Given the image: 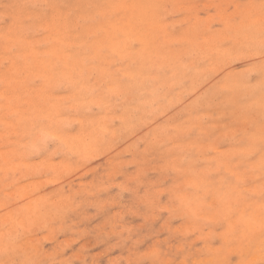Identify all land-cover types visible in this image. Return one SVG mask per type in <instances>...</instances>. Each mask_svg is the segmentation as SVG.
Here are the masks:
<instances>
[{
    "label": "rangeland",
    "instance_id": "1",
    "mask_svg": "<svg viewBox=\"0 0 264 264\" xmlns=\"http://www.w3.org/2000/svg\"><path fill=\"white\" fill-rule=\"evenodd\" d=\"M118 1L0 0V264H264V0Z\"/></svg>",
    "mask_w": 264,
    "mask_h": 264
},
{
    "label": "bare ground",
    "instance_id": "2",
    "mask_svg": "<svg viewBox=\"0 0 264 264\" xmlns=\"http://www.w3.org/2000/svg\"><path fill=\"white\" fill-rule=\"evenodd\" d=\"M119 3H117L116 4V8H119L120 7V3L122 4V5H124V6H126V8L127 7H129V3L127 2V1H118ZM152 20V19H151ZM134 26H136V23H134L133 24ZM144 44V43H143ZM125 45V44H124ZM145 45V50H146V52L148 53L149 52V50H147V48H148V43L147 44H144ZM118 50V48L116 47L115 49H113V50ZM119 51V50H118ZM101 52V51H100ZM100 55H101V53H100ZM72 65V67L73 68H78V67H81V64H80V62L79 61H73L72 63H71ZM106 68L107 67H105V65H104V63H100V65L98 66V68L96 69V71L98 72V74H103V71H107L106 70ZM181 68V65H175L174 67H172L171 69H169V70H167V71H165V72H162V73H158V74H154V75H152L153 77L151 78V80H153V81H155V82H157L156 83V85H159V87H161V90H160V93H161V95H163L162 97H164V98H170V95H171V93H173V86H175L176 84H178V83H184V81H179L180 80V78H181V75H177V73H178V71H179V69ZM78 71V70H77ZM110 72V71H109ZM111 73H113V72H110L109 74H111ZM134 78H136V79H138V77L139 76H141V74H131ZM138 81H140V82H142V80H140V79H138ZM151 85H153V84H151ZM151 85H147V86H144L143 88H142V90L140 91V92H138L137 93V95H135V97H134V100H135V102H137V103H135L134 102V108L135 109H140L141 108V106L142 107H144V104L146 105V104H150V103H152V102H154V101H156V96L157 95H153V96H151V94L153 93V94H155V92H153V89L152 88H150V86ZM158 90H159V88H158ZM175 91H178V90H176L175 89ZM143 96V97H142ZM144 98V100L143 101H141L142 99ZM91 101H94V98L91 100ZM205 105V104H204ZM144 108H146V107H144ZM128 108L127 107H125V109H123V110H127ZM152 110V109H151ZM103 114V113H102ZM101 116V115H100ZM105 116V113H104V115L102 116V117H104ZM80 118V117H79ZM82 118V117H81ZM91 118V117H90ZM97 119L96 118H94V119H90V120H88V125H87V127L84 129L85 131V135H87V134H89L92 130H91V126H92V129L93 128H97L98 127V122H101L102 120H100V121H96ZM96 121V122H95ZM264 121V120H263ZM84 122H86V121H84L83 119H81L80 121H79V124L81 125V126H83V123ZM97 124V125H96ZM90 128V129H89ZM262 153H264V148H263V151H261ZM259 155H261V153L259 152ZM259 163H258V166L256 167V169H257V172L259 173V174H263L264 175V158L262 159V161H258ZM258 198H260V201H262V200H264V195H261V197H258ZM259 200V199H258ZM245 206H248V203H246V205ZM237 212H240V211H237ZM234 216H236V215H234ZM233 216V217H234ZM245 217L246 216H242V218H243V220L245 221ZM239 224L241 225V228H242V232H245L246 231V228L244 227V224H243V222H239ZM241 233V232H240ZM238 234V233H237ZM264 234V233H263ZM262 241H264V235H262L261 237H260V239L259 240H257V241H255L254 243H255V246L257 247V248H259L260 247V245H261V242Z\"/></svg>",
    "mask_w": 264,
    "mask_h": 264
}]
</instances>
